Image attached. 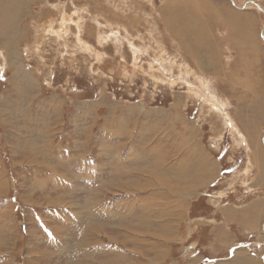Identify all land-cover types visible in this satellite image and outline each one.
Listing matches in <instances>:
<instances>
[{"label":"rangeland","instance_id":"rangeland-1","mask_svg":"<svg viewBox=\"0 0 264 264\" xmlns=\"http://www.w3.org/2000/svg\"><path fill=\"white\" fill-rule=\"evenodd\" d=\"M0 26V264H264V0H0Z\"/></svg>","mask_w":264,"mask_h":264},{"label":"crops","instance_id":"crops-1","mask_svg":"<svg viewBox=\"0 0 264 264\" xmlns=\"http://www.w3.org/2000/svg\"><path fill=\"white\" fill-rule=\"evenodd\" d=\"M254 210H250V207L247 209V218H249V217H251L252 216V212H253ZM256 218V217H255ZM241 252H244V251H237L236 253V255L234 256V260H237V258H238V256L241 254ZM249 253V252H248ZM239 254V255H238ZM251 254V253H250ZM254 262V261H253ZM227 264V263H226Z\"/></svg>","mask_w":264,"mask_h":264},{"label":"bare ground","instance_id":"bare-ground-1","mask_svg":"<svg viewBox=\"0 0 264 264\" xmlns=\"http://www.w3.org/2000/svg\"><path fill=\"white\" fill-rule=\"evenodd\" d=\"M5 17H6V16H5ZM5 17H4V18H5ZM4 18H3V19H4ZM2 21H3V20H2ZM0 29L4 30L5 27L3 28V27L0 26ZM192 39H193V38H192ZM193 40L195 41V39H193ZM162 50H163V49H162ZM238 213H239V212H238Z\"/></svg>","mask_w":264,"mask_h":264}]
</instances>
